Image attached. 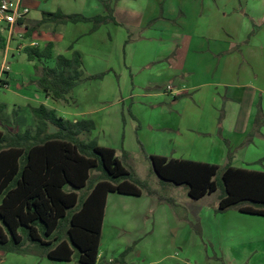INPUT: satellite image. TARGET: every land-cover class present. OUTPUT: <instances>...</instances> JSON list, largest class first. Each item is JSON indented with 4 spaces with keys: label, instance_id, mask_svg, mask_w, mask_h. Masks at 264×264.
<instances>
[{
    "label": "rangeland",
    "instance_id": "374dc122",
    "mask_svg": "<svg viewBox=\"0 0 264 264\" xmlns=\"http://www.w3.org/2000/svg\"><path fill=\"white\" fill-rule=\"evenodd\" d=\"M249 2L250 7H256L253 5L255 0H240L243 8ZM234 4L235 8L238 7L236 10L242 9L239 0H235ZM81 26L87 25L77 26L80 29H69L67 40L75 50L84 49L86 52H91V45L95 44L96 54H100L101 60L92 58L90 53L85 74L103 75V78L83 81L71 94V108L69 103L47 100L44 94L35 98L39 91L36 84L38 74L24 53L27 42H21L17 47L22 29L15 26L14 41L9 44V51H6L7 46L0 49V106H6L0 113V130L18 133L28 129L34 132L36 123L30 106L26 105L27 98L36 106L43 103L54 109L65 120L74 123V118L78 121L91 120L95 129L83 135V141H95L100 146L115 149L125 167L135 172L155 192L156 195L151 196L147 190H143L142 200L131 201L127 212L132 215L130 226L134 229L129 235H116L117 232L111 229L113 236L108 237L109 242L104 236L102 249L108 250L107 264H264V217L242 214L238 208L219 212V202L224 195L222 187L201 201H193L187 195L186 186L162 180L149 160L150 156H162L174 145L167 141L166 131L159 126L169 120L164 112V106L169 103L162 100L164 98L150 96L151 88L155 86L152 79L157 65H147V61L155 58L159 47L152 40L137 45V42L131 41L133 34L124 28L120 33H109L115 39L113 45L112 42L104 44L107 32L94 35ZM3 27L0 24V37L6 40L7 45L9 32H2ZM260 27L255 25L248 35L247 44L251 47L249 55L247 52L243 54V49L239 47L228 49L227 55L220 54L217 58L224 59L228 54H233L232 62H240V68H243L240 70L238 67L239 72L234 74L233 79L241 82L245 73L250 79H255L257 74L259 78L255 82L264 88V25ZM62 49L58 48L57 53L68 58L72 56V50ZM189 57H196L199 64L187 67L201 71L199 79L203 82L211 81L210 77L213 76H207L203 62L204 58H210V54L192 50ZM223 92L224 89L220 88L219 93ZM260 107L262 111L259 114ZM257 120L259 127L264 125V99L260 97L253 128L247 137L249 141L264 133V126L256 130ZM263 164L264 158L256 167ZM87 192L85 189L80 195L84 196ZM110 202L114 204L112 199ZM112 224V220L110 224L106 221V226L111 227ZM107 242H116V248H111ZM0 255L8 256L2 251ZM110 257L113 259L111 262ZM77 258L78 250L75 249L70 264H79ZM0 264H3L1 258ZM41 264L53 263L44 259Z\"/></svg>",
    "mask_w": 264,
    "mask_h": 264
},
{
    "label": "trees",
    "instance_id": "16d2710c",
    "mask_svg": "<svg viewBox=\"0 0 264 264\" xmlns=\"http://www.w3.org/2000/svg\"><path fill=\"white\" fill-rule=\"evenodd\" d=\"M102 2L106 16L59 11L45 14L39 25L91 23L92 33L103 24L119 25L111 3ZM5 47L6 40L0 37V49ZM52 49V43L44 49H24L28 60L36 62L37 86L46 97L70 103L71 94L83 81L103 78L86 76L80 52L54 59ZM53 59L55 64L50 66ZM5 108L0 106V113ZM30 111L36 123L34 132L0 130V251L40 252L51 261L67 263L77 249L79 264H97L108 195L139 197L143 190L156 194L125 167L115 149L83 141L82 136L95 129L93 121L74 123L45 105L30 106ZM261 111L260 107L258 113ZM258 124L257 120V131L264 126ZM149 160L162 180L186 186L193 201L222 187L219 212L238 208L241 213L264 217V171L237 168L231 162L221 167L161 156ZM85 189L87 194L80 195Z\"/></svg>",
    "mask_w": 264,
    "mask_h": 264
},
{
    "label": "crops",
    "instance_id": "0c3cea01",
    "mask_svg": "<svg viewBox=\"0 0 264 264\" xmlns=\"http://www.w3.org/2000/svg\"><path fill=\"white\" fill-rule=\"evenodd\" d=\"M14 1L22 2L25 7L30 9L28 17L18 24L22 33L18 35L17 47L19 43L27 42L26 47L44 49L52 43L54 59L58 55H62L57 53L58 48L60 50L64 48V51L69 50V52L73 48L72 54L78 51L82 55L84 71L89 54L93 55L92 58L101 60L100 54H96L95 44L91 45V52H86L84 49V51L75 50L74 46L68 42L67 37L69 29H80L77 27L80 25H87L81 27H86L85 29L90 33L92 24L69 23L56 26L53 23L39 25V22L45 14L59 11L65 15L106 16L107 11L102 1L111 3L114 17L119 25L103 24L93 33L94 35L107 32L104 44L112 42L113 45L115 39L109 33H120L124 28L125 31L133 34L134 39L132 38L131 41L137 42V45L145 40H152L159 47L155 58L147 61V65H157L156 73L152 79V84L155 86L151 88L150 96L157 99L164 98L162 100L169 103L164 106V112L167 113L166 117L169 120L159 126L166 131L167 141L174 144L161 157L168 158L169 155L168 159L210 163L221 167L231 162L230 164L237 168L264 171V164L262 167H256L259 161L264 158V143L262 144L264 133L261 132V136L256 135L251 141L247 138L253 128L258 98L264 99V88L255 82L259 75L255 74V79H250L249 75L245 73V78L242 76V81L240 79L241 82H238L233 79L234 74L239 72L237 71L238 67L240 70L243 68H240V62L237 64L232 62L233 54H228L224 59L223 57L217 58L220 54L224 55L229 50L239 47L243 49L241 51L243 54L251 53V47L247 44L248 35L253 31L255 25L258 28L264 25V0H255L253 5L256 7H250L249 2L245 8L239 0L243 9L240 11L236 10L238 7L235 8V0ZM3 26L2 32H8V28ZM139 34L141 35L138 37ZM13 41L12 36H9L6 51H9V44ZM192 50L210 54V58H204L203 62L206 64L207 76L210 77L212 74L214 80L213 77H210L211 81L203 82L199 79L201 71L187 67L195 65V63L199 64L196 57L190 59ZM6 51L5 60L8 59ZM54 59L49 62L50 66H54ZM244 60L246 61V59ZM32 64L35 65L36 62H32ZM219 73H221L222 79L220 76L218 78ZM36 78L38 80L39 77ZM220 88L224 89L223 93H219ZM37 93L36 99L39 98V95L43 97L40 89ZM45 98L52 99L46 96ZM205 98L207 99L205 100ZM25 100H27V106L38 107L36 104L30 103L28 98ZM74 120L78 121L77 118ZM236 162L237 165H234ZM142 197L117 193L108 195L97 264H107L108 250H103L102 247L104 236L107 237V241L109 236H113L111 229L120 236L129 235L133 231V226H130L132 215L127 211L130 210L131 201L142 200ZM111 199L114 204H111ZM107 220L109 224L112 220L111 227L106 226ZM114 240L116 239L114 238ZM108 242L107 244L111 248H116V242H111V244ZM132 242L134 243V240ZM5 254L8 256L0 255L3 264H41L44 259L53 264L63 263L51 261L43 257L40 252L30 255ZM110 258L109 262L113 260L112 257Z\"/></svg>",
    "mask_w": 264,
    "mask_h": 264
},
{
    "label": "built area",
    "instance_id": "2783aa9c",
    "mask_svg": "<svg viewBox=\"0 0 264 264\" xmlns=\"http://www.w3.org/2000/svg\"><path fill=\"white\" fill-rule=\"evenodd\" d=\"M30 14V9L22 2L14 0H0V24L8 28L9 36H13L15 26L24 21Z\"/></svg>",
    "mask_w": 264,
    "mask_h": 264
},
{
    "label": "water",
    "instance_id": "95a60500",
    "mask_svg": "<svg viewBox=\"0 0 264 264\" xmlns=\"http://www.w3.org/2000/svg\"><path fill=\"white\" fill-rule=\"evenodd\" d=\"M155 170V169H154ZM156 172V171H155ZM158 175V174H157Z\"/></svg>",
    "mask_w": 264,
    "mask_h": 264
}]
</instances>
